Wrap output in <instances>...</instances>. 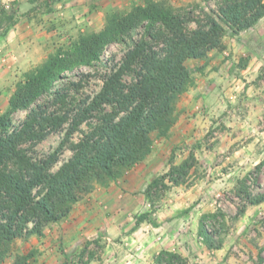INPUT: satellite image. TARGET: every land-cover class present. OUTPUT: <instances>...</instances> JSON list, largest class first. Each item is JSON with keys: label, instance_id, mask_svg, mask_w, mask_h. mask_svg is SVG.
<instances>
[{"label": "trees", "instance_id": "obj_1", "mask_svg": "<svg viewBox=\"0 0 264 264\" xmlns=\"http://www.w3.org/2000/svg\"><path fill=\"white\" fill-rule=\"evenodd\" d=\"M211 1L215 6L209 5ZM2 14L9 20L8 30L16 19L5 10ZM262 17L264 0H201L180 6L170 0H146L126 12L109 10L102 29L81 34L71 46H60L26 71L0 113V264L16 240L44 236L45 228L69 216L86 194L98 185L109 186L145 160L153 151V135L169 136L179 119L177 100L194 85L186 62L224 50L228 33L240 34ZM114 43L126 47L124 55L102 74L98 91L77 101L74 93L93 75L81 67L101 62ZM72 74L79 80H70ZM20 111L27 114L17 125L14 117ZM56 131L65 132L59 145L37 154L38 144ZM66 149L72 154L59 164ZM195 162L191 155L179 165L171 164L147 185V198L154 201V195L171 184L186 182ZM263 165L264 160L254 172ZM250 177L237 182L240 203L235 220L249 206L264 202V187L254 180L259 190H253ZM149 216L140 215L136 224ZM219 216L223 214L207 213L200 220L201 234L211 249L223 246L221 232L207 226ZM34 255L19 254L11 264H26ZM259 259L263 264L261 255ZM153 264L188 260L162 249Z\"/></svg>", "mask_w": 264, "mask_h": 264}, {"label": "rangeland", "instance_id": "obj_2", "mask_svg": "<svg viewBox=\"0 0 264 264\" xmlns=\"http://www.w3.org/2000/svg\"><path fill=\"white\" fill-rule=\"evenodd\" d=\"M53 1L55 0H0V36L5 34L9 24V20L2 14L3 10L15 19L28 16L34 18L35 23H39L44 20V14L51 9L49 6ZM195 3L198 2L190 4ZM174 5L188 4L175 1ZM209 5L215 6V2L211 1ZM117 11L126 12L128 9ZM2 18L5 19L3 24ZM83 33L85 32H76V37L67 39L63 47L71 46ZM125 49L124 45L114 43L108 47L101 62L94 66L81 67V71L91 72L93 75L79 93H74L77 101L80 102L99 90L102 74L122 58ZM193 62L194 60L186 62L190 71L196 67ZM261 73H264V67ZM70 76V80H79L73 74ZM14 80H18L17 87L23 80V74ZM251 97L246 96L235 106V117H226V111L218 112L211 118L212 123L202 138L193 142L184 141L172 148L171 156L166 158L163 165L166 170L159 172L156 177L166 173L171 164L179 165L194 155L196 162L186 182L171 184L170 188L155 194L154 201L146 196V201L140 207L131 206L123 212L106 210L103 207L109 222L116 226L109 233L110 240L103 238L106 232L101 229L98 236L90 239L85 236L82 240H77L74 235L68 244L65 236L69 235L71 227L68 226L70 219L67 216L59 222L50 223L42 237L31 235L16 240L11 253L2 264H11L17 255L30 251L35 255L26 264H153L154 257L162 249L179 252L187 258L188 264H259L260 255L264 264V202L249 206L243 216L234 219L240 203L236 192L238 180L251 174L248 183L252 189L259 190L254 180H258L264 187V165L260 172H254L256 165L264 160V100L253 101ZM26 114L27 111L18 112L14 117L15 124L18 125ZM227 120H235L236 125H227ZM228 131L230 134H227ZM64 133H51L38 144L37 154L44 155L53 151L61 142ZM78 137L77 133L74 139ZM153 137L154 141L161 138L155 134ZM71 154L66 149L60 155L59 164ZM256 176L258 179H255ZM136 196L139 197V191L132 193L129 198L136 200ZM215 212L222 213L223 217L219 216L218 222L208 221L207 226L210 231L221 232L223 246L219 249L209 248L200 230L202 216ZM145 213H150V216L140 226L137 225L138 217ZM122 220L124 228L120 226ZM135 229L147 239L144 241L145 252H140L138 247L130 250L128 241L122 238H129ZM82 231L85 233L87 230L84 228ZM120 231L123 234L118 235Z\"/></svg>", "mask_w": 264, "mask_h": 264}, {"label": "crops", "instance_id": "obj_3", "mask_svg": "<svg viewBox=\"0 0 264 264\" xmlns=\"http://www.w3.org/2000/svg\"><path fill=\"white\" fill-rule=\"evenodd\" d=\"M145 1L55 0L49 6L51 9L44 14V20L39 23H35V19L28 16L17 18L16 23L0 36V112L8 107L10 95L18 81H15V78L46 60L49 54L63 46L67 39L72 36L74 39L76 32L102 29L109 10H130L133 5ZM170 1L173 4L175 1L180 4L201 2ZM224 44L225 49L222 51L215 49L205 57L189 59L194 60L196 65L191 71L194 85L177 100L179 119L169 136L156 139L151 154L129 169L122 178L107 187L98 185L74 205L69 215L68 226L71 230L69 235L65 236L68 244L74 235L77 240H82L85 236L90 239L92 236H98L101 229L106 232L103 238L110 240L109 233L113 232L116 226L109 222L103 207L117 212H123L131 206L140 207V204L146 201L147 185L159 172L166 170L163 165L166 158L171 156L175 145L202 138L212 123L211 118L218 112L226 111V117H235V106L246 96H252L253 101L264 100V73H261L264 67V17L240 34L228 33ZM246 122L248 123V120ZM226 123L236 125L235 120H227ZM138 191L139 197L131 200L130 195ZM122 221L120 226L124 228V220ZM84 228L87 230L85 233L82 231ZM138 231L135 229L129 238H122L128 241L130 250L138 247L140 252H145L146 238L139 235ZM121 234L122 231L118 232V235Z\"/></svg>", "mask_w": 264, "mask_h": 264}]
</instances>
